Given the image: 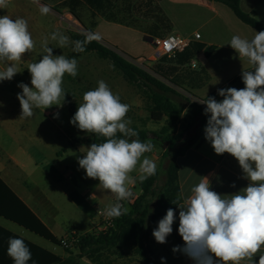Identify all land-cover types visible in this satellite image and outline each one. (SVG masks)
<instances>
[{
	"label": "clouds",
	"instance_id": "9594fccd",
	"mask_svg": "<svg viewBox=\"0 0 264 264\" xmlns=\"http://www.w3.org/2000/svg\"><path fill=\"white\" fill-rule=\"evenodd\" d=\"M32 2L39 5L42 15L50 13L49 6L40 5L39 0ZM10 3L11 0H0V9ZM254 32L251 39L233 35L227 44L240 61L251 66L242 69L244 87L218 89L223 98L220 101L207 95L206 99L196 100L206 105L205 139L215 154L234 157L249 183L238 192L220 194L212 190L208 177H201L187 195L181 193L172 202L180 209L178 233L184 241L182 248L175 246L172 251L182 252L194 264H264V30ZM101 38L92 34L83 41H71L60 31L50 37L59 48L71 44L75 52H83L86 43ZM35 48L26 19L0 16V63L5 65L0 70V81H10L21 72L18 62ZM41 48L42 58L27 67L31 86L23 82L18 85L22 89L17 99L23 118L32 117L36 109L61 107L67 93L64 76L78 75L76 58L54 55L48 38L42 41ZM97 85L83 93L70 123L102 138L84 147L82 157H77L78 165L86 178L98 180L99 187L115 196L104 215L119 218L129 211L123 202L134 196L135 185L156 174L155 161L146 155L154 151L155 145L150 139L141 141L138 132L130 127V105L121 102L104 80L97 81ZM175 220L173 208L167 209L152 233L157 243L167 242ZM7 254L13 264H28L32 258L24 240L16 237L9 238Z\"/></svg>",
	"mask_w": 264,
	"mask_h": 264
},
{
	"label": "rangeland",
	"instance_id": "374dc122",
	"mask_svg": "<svg viewBox=\"0 0 264 264\" xmlns=\"http://www.w3.org/2000/svg\"><path fill=\"white\" fill-rule=\"evenodd\" d=\"M56 1L39 0L40 5L50 7L51 11L47 15H42L39 11V5L33 3L32 0H11L7 8L0 9V16L8 15L13 19L17 17L26 19L29 31L36 42L34 51L26 53L23 56L21 67L18 66L21 72L17 73L10 80L6 86L7 90L13 89L18 94L22 91L18 87L21 82L31 86V76L27 67L30 63L42 58L41 43L45 38H48L49 46L53 48L54 55L63 54L68 58H76L78 61V75L73 78L66 74L63 78V87L67 92L64 102H73L74 99L69 96L72 92L78 91L84 93L96 88L98 86L97 81L104 80L111 90L119 95L121 102L130 105V111L127 113V118L132 121L130 127L147 130L152 137L157 135L162 138L170 136L173 138V143L166 139L163 140V143H157L155 138L150 139L155 145L154 151L151 154L158 157L155 163L157 171L160 174L154 187V194L157 195L164 191L166 187L167 168L174 159L175 151L184 146L185 142L196 134V130L200 124L205 119H208V116L204 114L206 105L198 103L196 101L198 99L194 97L201 98L208 93L218 90L231 79L232 75L240 73L242 69H248L249 64L247 61L243 65L238 64L240 60L238 54L234 50L229 49L230 45H227L228 42L223 39L222 31L220 33L217 30L220 17H216L209 8L200 4V0H164L161 2L162 4H159L160 0H120L116 3L113 0H105L103 2L93 0L91 6L95 9L94 11L85 0H81V4H78L77 1L69 0L62 4H56ZM100 4L104 6L101 7ZM222 6L232 18L237 21L239 20L228 6L225 4ZM252 6L255 8V13L252 16L264 26V0H252ZM244 8H251V0L245 2ZM243 11L245 10L243 9ZM111 15L127 26L107 22L104 19L101 20L105 16L107 18ZM227 20L226 18L225 21ZM172 22L182 32L187 34L198 32L200 34L201 40L192 42L190 48L194 49L201 45L208 48L214 45L216 51L210 58L206 57L204 51L198 53L194 57V63L183 66V69L179 71L178 83L185 81L187 84L185 83L186 86H181L182 89L174 87L178 89L180 95H172V100L178 105L182 111V115L178 121V125L175 128H169L166 133H163V131L168 125V119H163L161 122L152 120L149 103L142 97V93L135 86L131 85L123 74L115 68L111 61L99 58L96 53H83L80 56H73V46L71 44L67 47L59 48L56 42L50 39L51 34L56 31L69 36L71 41H74V36L78 34H99L112 48L104 44L106 47L154 74L152 71L155 70L156 64L162 59L155 60L152 57L148 60L150 56L155 54V47L146 38L147 35L144 34V31L154 33L153 36L148 37L155 39L168 34L169 30H172ZM95 23H97V26H95ZM230 29L234 35H239L235 29ZM204 43H212V45ZM173 62H175V59ZM193 64L196 65V69H191ZM205 67L208 69L210 75ZM158 79L162 80L161 78ZM0 82L5 83V81ZM203 84H205V88L198 93L191 88L192 86L200 87ZM77 107L66 104L59 111L58 106H52L46 109L48 111L47 118H44L42 115V120L47 123L49 129L48 148L46 149V156H48L49 162L53 161L51 160L52 145L55 142L51 139H54L52 136L55 129L59 130L57 134L61 136L60 143L64 147L68 146V142L73 143L74 140L79 138L81 131L70 123ZM56 113L59 114L58 117H55ZM179 134H182L183 137L181 140L176 141L175 138ZM166 154H168L167 157H165ZM149 158L153 159V156L149 155ZM133 175H136V173H133ZM87 189H89V186ZM141 194L142 191L139 195H136L139 197ZM151 198L152 196L149 200ZM131 207L132 205L127 207L129 211ZM150 241L160 256L165 258L164 262L166 264H194V261L182 252L174 253L172 251L175 246L183 247L181 236L175 227H173L172 233L167 237L166 243H157L153 235H151ZM59 251L60 253L65 251L68 255L70 253L74 255L79 254L75 246L72 249L64 247V250L59 249ZM122 253L124 254L122 255L121 252L116 251L107 254L109 258L108 263L145 264L134 252L126 250ZM105 261L107 262L106 259ZM80 262L82 264H90L87 258L81 259Z\"/></svg>",
	"mask_w": 264,
	"mask_h": 264
},
{
	"label": "crops",
	"instance_id": "0c3cea01",
	"mask_svg": "<svg viewBox=\"0 0 264 264\" xmlns=\"http://www.w3.org/2000/svg\"><path fill=\"white\" fill-rule=\"evenodd\" d=\"M65 1L67 2V0H57L56 4H62ZM118 1L120 0H113L114 3ZM163 1L164 0H160L159 4ZM246 1L248 0H241L242 10L244 9L246 13H250L251 15L254 14L255 8L252 6V0L250 9L244 8ZM200 4L209 8L216 17H220L217 30L220 33L222 31V35L224 36L223 39L228 43L234 35L230 28L235 29L241 37L249 39L254 36V31L259 32L243 23L239 18L238 21L232 18L223 8L222 5L224 4L222 3L200 0ZM88 6L93 11L95 10L91 5ZM226 18L228 19L227 21H225ZM103 19L107 22L127 26L123 22L116 20V17L112 15L107 18L105 16L101 20ZM95 26H97V23H95ZM173 33L189 38H193L195 34H199L198 32L191 34L182 32L178 26L172 22V30H169V33L164 36ZM144 34H146V38L152 42L154 38L148 36H153L154 33L144 31ZM164 36L157 38H162ZM99 42L109 46L102 38ZM204 44L212 45V43ZM229 49L233 50L230 46ZM202 51L205 52V49L200 52ZM179 54L174 58L168 59H175ZM152 56H150L148 60L151 59ZM21 63L22 60L18 62L17 66L21 67ZM191 63H194V60ZM238 64L243 65L245 61L239 60ZM193 65L191 69H196V66L194 67ZM4 66L3 63H0V70H3ZM250 67L251 66L248 65V69H250ZM182 69L183 66L180 67L179 71ZM205 69L208 71L206 67ZM179 71L173 73L171 78H178ZM241 72L232 75L231 79L219 89H226L237 76L241 75ZM210 77L212 78V76ZM159 78L167 84L170 83L162 77ZM9 82L8 80H5V83L0 82V179L34 212L58 240L69 238L72 242V247L70 249H72L82 236L93 232L100 220L98 211L115 202V196L99 187L98 180L86 178L84 170L78 165L77 157H82L83 153L81 152L84 147L94 143V134H87L81 131L77 140H74L73 143L68 142V146L64 147L60 143L61 136L57 134L59 130L55 129L52 136L54 139L51 140L57 145H52L51 160L53 161L49 162V158L46 156L49 129L47 123L42 120V115L44 118L48 117V111H46V109H36L32 117H20L21 107L17 99V93L13 89L7 90L6 87ZM185 83L186 82L183 81L184 86H186ZM170 85L173 86V88L182 89L171 83ZM191 88L198 93L205 88V84L200 87L192 86ZM175 90L179 93L178 89ZM216 92H218V90L208 93L207 96L210 97ZM69 96L74 99L73 102L65 101L62 106L58 108L59 111H61L62 107L66 104L78 106L82 102L83 92L75 91ZM194 98L202 100V98L206 99V95L201 98ZM206 124L207 121L200 124L196 130V134L190 138L193 139L198 136L194 141L195 144L182 156L176 159V163L179 167L180 191L187 195L190 186L198 183L201 177H208L211 182L212 190L217 193L230 194L238 192L240 189L246 187L249 181L243 178L244 174L242 169L234 157L227 153L223 155L215 154L210 142L205 139L204 129ZM133 129L140 128L134 127ZM153 138L154 137L150 135V139ZM190 139L186 141L185 144L188 143ZM146 155H152L154 161L158 159L154 154L148 153ZM233 184H235V187H232ZM88 186L89 189H87ZM133 191L138 195L141 192L138 183L133 188ZM0 192L2 195L1 197H3L2 203L8 205L10 201L12 202L9 196H5L7 194H5L4 190ZM89 195H92V198H89ZM179 211L180 209L177 207L175 209L176 220L173 224L177 232L179 227ZM0 227L63 259L70 256L65 253V251L60 253L59 249L64 250L62 245L52 243L2 216H0ZM8 241V237L0 234V260H2L0 264H13L12 259L7 254ZM182 242L184 245L183 240ZM88 261L90 264H93L90 260Z\"/></svg>",
	"mask_w": 264,
	"mask_h": 264
},
{
	"label": "trees",
	"instance_id": "16d2710c",
	"mask_svg": "<svg viewBox=\"0 0 264 264\" xmlns=\"http://www.w3.org/2000/svg\"><path fill=\"white\" fill-rule=\"evenodd\" d=\"M77 1L81 4V0H69ZM88 4L92 5L93 0H85ZM105 0H100V2ZM109 1V0H108ZM210 2H218L228 6L233 13L246 25L258 30H264L263 25L255 19L250 13H246L241 8V0H207ZM101 7L104 5L100 4ZM75 15V13L73 12ZM76 16V15H75ZM85 34L75 35L73 40H85ZM201 45V44H200ZM202 46V45H201ZM197 48H187L185 52L179 54L174 59L162 58L155 66V70L152 72L157 75L155 77L151 72L135 65L122 55L118 54L114 50L106 47L99 41L92 40L86 43L83 52L73 51V56H80L83 53H96L99 58L109 60L113 63L116 69H118L127 81L135 86L143 95L144 99L149 103L151 118L155 122H161L163 119H168V125L165 127L163 133H166L169 128H175L178 125V121L182 115V111L179 109L172 100V95H180L173 87L168 85L163 80L158 79L162 77L168 80L172 85L181 87L182 83H178V78H171V75L180 70V67L187 64H191L194 57L203 49L205 54L210 57L215 51L214 46L205 48L204 46ZM180 82V81H179ZM181 84V85H179ZM228 87L243 88L241 75L237 76ZM227 87V88H228ZM210 97H215L217 100L223 98L218 95V92L214 93ZM207 119L204 120V122ZM139 134L141 141H147L150 139V132L147 130L134 129ZM182 134H179L175 139L181 140ZM157 143H163V140L171 141L173 138H162L161 136H154ZM196 136L184 146L178 148L174 153L173 161L167 168V183L164 191L154 194V187L159 178V171L156 174L148 178L142 184L138 183L142 194L132 204L130 211L127 214L122 215L119 218H114V227L108 228L103 232H91L82 236L75 244V248L78 249L79 254L74 255L70 253L68 258H61L60 256L31 243L9 231L0 227V234L2 236L21 238L27 244L31 251V260L28 264H82L81 259L87 258L93 264H109L108 255L116 251L121 252L123 255L126 250L134 252L138 255L145 264H166L162 262L161 256L158 251L151 244V235L153 230L157 228L158 221L166 215V211L169 208L175 209L177 205L172 202H176L180 196L179 186V167L176 163V159L182 156L188 149L195 144ZM93 141L101 142L102 138L93 135ZM134 139V138H133ZM168 154L165 155L167 157ZM4 190L5 196H9L12 199L9 204L2 203L3 197L0 192V216L7 220H10L32 233L52 242L57 245H61V240H58L53 233L47 228V226L34 214V212L0 179V191ZM3 192V191H2ZM152 196L151 200L149 198ZM107 256V257H106ZM107 260V262L105 261ZM2 262V260H0Z\"/></svg>",
	"mask_w": 264,
	"mask_h": 264
},
{
	"label": "built area",
	"instance_id": "2783aa9c",
	"mask_svg": "<svg viewBox=\"0 0 264 264\" xmlns=\"http://www.w3.org/2000/svg\"><path fill=\"white\" fill-rule=\"evenodd\" d=\"M200 39V34H195L193 38H189L174 33L162 38L152 39L151 43L155 47V54L152 57L155 60L162 59L164 57L174 58L177 54L182 53L189 48L192 42L199 41ZM193 66L195 67L196 65ZM89 198H92V195H89ZM137 198L138 196L134 194L129 201H124L123 203L126 207H129L134 204ZM104 209L105 208H102L98 211L100 220L94 228L95 232L106 231L108 228L114 227L115 225L114 218L110 219L104 215ZM61 245L70 249L72 247V242L69 238H64L61 240Z\"/></svg>",
	"mask_w": 264,
	"mask_h": 264
}]
</instances>
